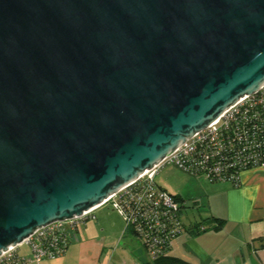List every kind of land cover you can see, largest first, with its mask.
Wrapping results in <instances>:
<instances>
[{
  "label": "water",
  "instance_id": "1",
  "mask_svg": "<svg viewBox=\"0 0 264 264\" xmlns=\"http://www.w3.org/2000/svg\"><path fill=\"white\" fill-rule=\"evenodd\" d=\"M263 85L264 0H0V254Z\"/></svg>",
  "mask_w": 264,
  "mask_h": 264
},
{
  "label": "built area",
  "instance_id": "2",
  "mask_svg": "<svg viewBox=\"0 0 264 264\" xmlns=\"http://www.w3.org/2000/svg\"><path fill=\"white\" fill-rule=\"evenodd\" d=\"M173 164L210 182L241 184V173L264 166V85L247 94L203 130L192 135L153 168L124 185L101 204L68 220H57L34 230L22 242L0 254V264H41L64 254L80 224L95 218L96 208L107 204L131 228L150 258L169 254L173 238L183 233L180 203L155 183L158 169ZM195 233L203 225L186 229Z\"/></svg>",
  "mask_w": 264,
  "mask_h": 264
},
{
  "label": "crops",
  "instance_id": "3",
  "mask_svg": "<svg viewBox=\"0 0 264 264\" xmlns=\"http://www.w3.org/2000/svg\"><path fill=\"white\" fill-rule=\"evenodd\" d=\"M179 172L178 180L167 174L157 185L178 196L181 206L197 207V217L181 220L183 227L207 230L185 229L173 238L169 255L188 264H264V166L243 171L239 186ZM94 215L80 224L64 254L41 264H151L115 210L104 204Z\"/></svg>",
  "mask_w": 264,
  "mask_h": 264
},
{
  "label": "rangeland",
  "instance_id": "4",
  "mask_svg": "<svg viewBox=\"0 0 264 264\" xmlns=\"http://www.w3.org/2000/svg\"><path fill=\"white\" fill-rule=\"evenodd\" d=\"M178 169L176 166H174L173 164H170V165H165L163 166L162 168L158 169V172L154 178L156 184H158L159 181H161L162 177L165 176V175H169L171 176L173 179L175 180H178L179 179V176L181 172H179ZM159 185V184H158ZM197 207L193 208L192 206H190L189 204L188 205H185V207H183L180 211V218L182 221H185L187 218V216H189L190 218L192 216H196L197 217ZM120 216V215H119ZM121 217V216H120Z\"/></svg>",
  "mask_w": 264,
  "mask_h": 264
},
{
  "label": "trees",
  "instance_id": "5",
  "mask_svg": "<svg viewBox=\"0 0 264 264\" xmlns=\"http://www.w3.org/2000/svg\"><path fill=\"white\" fill-rule=\"evenodd\" d=\"M174 196L176 197L177 201L180 203V198L176 195ZM180 207L182 208L183 206L180 205ZM128 230L132 232L131 228H128ZM132 234L135 236L134 232H132ZM169 254H162L155 258H152L151 264H188L187 262L181 261L175 257L174 258L171 257Z\"/></svg>",
  "mask_w": 264,
  "mask_h": 264
}]
</instances>
